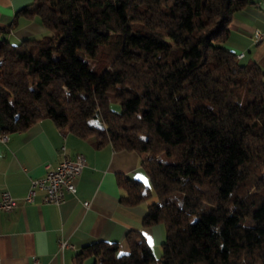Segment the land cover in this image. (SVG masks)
Masks as SVG:
<instances>
[{
  "label": "trees",
  "instance_id": "1",
  "mask_svg": "<svg viewBox=\"0 0 264 264\" xmlns=\"http://www.w3.org/2000/svg\"><path fill=\"white\" fill-rule=\"evenodd\" d=\"M251 2L32 0L0 26V132L49 118L137 152L148 184L118 175L121 201L153 198L142 225L164 227L159 258L133 230L76 264H264V71L224 46ZM18 16L47 33L11 43Z\"/></svg>",
  "mask_w": 264,
  "mask_h": 264
},
{
  "label": "crops",
  "instance_id": "2",
  "mask_svg": "<svg viewBox=\"0 0 264 264\" xmlns=\"http://www.w3.org/2000/svg\"><path fill=\"white\" fill-rule=\"evenodd\" d=\"M31 2L0 0V26L12 23L15 13ZM256 28L263 32L258 41L254 38ZM228 29L225 48L236 55L242 53V63L256 62L264 71V0H252L235 12ZM46 33L38 17L18 16L15 28L5 38L18 43ZM7 136L0 140V194L9 191L18 205L0 212V264H76V254L95 241L116 243L118 253L127 254L126 234L133 230L142 234L155 255L160 253L164 227L142 225L154 199L134 206L121 201L124 190L118 175L146 180L137 152L115 151L110 145L97 148L90 139L59 129L49 118ZM77 154L85 157V165L76 180L75 194H67L56 205L44 203L43 192L36 190L33 201L24 202L31 179L44 176L47 166H56L64 156L74 158ZM60 241L68 245L61 248ZM92 263V257L84 260V264Z\"/></svg>",
  "mask_w": 264,
  "mask_h": 264
},
{
  "label": "built area",
  "instance_id": "3",
  "mask_svg": "<svg viewBox=\"0 0 264 264\" xmlns=\"http://www.w3.org/2000/svg\"><path fill=\"white\" fill-rule=\"evenodd\" d=\"M263 36L261 29H254V38L256 41ZM243 54L237 55V58ZM8 138L7 134H0V140L5 141ZM64 151V147H62ZM85 165V157L82 154H77L74 158L64 156L60 162L54 166H47L44 176L31 179L30 188L24 197V202L33 201L36 190L43 192V202L60 204L64 201L67 194L76 193V180L80 176ZM83 204L86 206L87 201ZM18 205V201L9 191H2L0 194V212H8ZM60 247L68 245L66 241H60Z\"/></svg>",
  "mask_w": 264,
  "mask_h": 264
},
{
  "label": "rangeland",
  "instance_id": "4",
  "mask_svg": "<svg viewBox=\"0 0 264 264\" xmlns=\"http://www.w3.org/2000/svg\"><path fill=\"white\" fill-rule=\"evenodd\" d=\"M111 107H112L113 110H115V111H117V112L120 110V105H119L117 102L112 101V103H111ZM143 182H145V184H148V180H147V178H146V180H144ZM153 253H154V252H153ZM154 255H155V254H154ZM160 255H161V249H160V253L157 254V255H155V257H156V258H159Z\"/></svg>",
  "mask_w": 264,
  "mask_h": 264
}]
</instances>
